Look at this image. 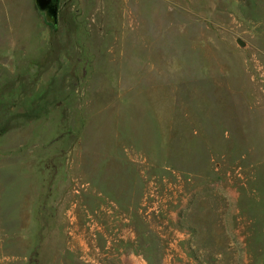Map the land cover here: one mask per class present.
Here are the masks:
<instances>
[{
    "label": "rangeland",
    "instance_id": "obj_1",
    "mask_svg": "<svg viewBox=\"0 0 264 264\" xmlns=\"http://www.w3.org/2000/svg\"><path fill=\"white\" fill-rule=\"evenodd\" d=\"M0 264H264V0H0Z\"/></svg>",
    "mask_w": 264,
    "mask_h": 264
},
{
    "label": "water",
    "instance_id": "obj_2",
    "mask_svg": "<svg viewBox=\"0 0 264 264\" xmlns=\"http://www.w3.org/2000/svg\"><path fill=\"white\" fill-rule=\"evenodd\" d=\"M36 12L42 17L44 23L49 27H55L58 20L59 0H34ZM236 43L239 47L245 44L237 39Z\"/></svg>",
    "mask_w": 264,
    "mask_h": 264
},
{
    "label": "crops",
    "instance_id": "obj_3",
    "mask_svg": "<svg viewBox=\"0 0 264 264\" xmlns=\"http://www.w3.org/2000/svg\"><path fill=\"white\" fill-rule=\"evenodd\" d=\"M59 10V9H58Z\"/></svg>",
    "mask_w": 264,
    "mask_h": 264
}]
</instances>
